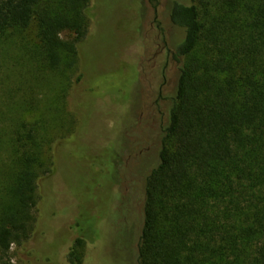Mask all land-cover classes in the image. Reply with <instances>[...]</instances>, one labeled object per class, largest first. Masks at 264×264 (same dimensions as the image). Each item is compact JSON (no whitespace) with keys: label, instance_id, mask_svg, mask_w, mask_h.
<instances>
[{"label":"trees","instance_id":"obj_1","mask_svg":"<svg viewBox=\"0 0 264 264\" xmlns=\"http://www.w3.org/2000/svg\"><path fill=\"white\" fill-rule=\"evenodd\" d=\"M89 3L0 0V37L33 27L39 63L69 77L93 20ZM169 19L183 38L168 53L177 71L173 94H157L165 122L139 214L131 208L138 191L122 198L118 181L107 188L110 208L118 201L119 222L132 228L130 264H264V0L173 1ZM58 85L65 94L67 83ZM7 122L0 131V264L11 246L30 239L46 183L57 178L67 188L50 153V124L23 116ZM86 216L92 242L100 216ZM74 251L67 261L80 264L83 252Z\"/></svg>","mask_w":264,"mask_h":264},{"label":"rangeland","instance_id":"obj_2","mask_svg":"<svg viewBox=\"0 0 264 264\" xmlns=\"http://www.w3.org/2000/svg\"><path fill=\"white\" fill-rule=\"evenodd\" d=\"M173 1L190 2L90 0L93 20L67 79L39 63L33 27L0 37V131L11 117L48 122L54 167L67 187L57 178L46 183L30 239L11 246L5 264H69L71 249L83 252L80 264H130L132 228L115 217L120 203L111 210L107 188L118 181L122 198L138 191L131 208L139 214L165 122L158 113L166 105L156 103L157 94H173L177 77L168 53L183 31L170 23ZM60 81L67 83L65 94ZM4 159L0 153V176ZM86 212L100 216L92 242Z\"/></svg>","mask_w":264,"mask_h":264},{"label":"flooded vegetation","instance_id":"obj_3","mask_svg":"<svg viewBox=\"0 0 264 264\" xmlns=\"http://www.w3.org/2000/svg\"><path fill=\"white\" fill-rule=\"evenodd\" d=\"M162 77H163V76H162ZM158 94H159V96H161V91H160V89H159ZM112 209H113V208L111 207V210H112ZM112 211H114V210H112ZM115 217L117 218V220L119 219V211H118V209L115 210ZM128 239H129V237H128ZM128 245H129V241H128V243H127V247H128Z\"/></svg>","mask_w":264,"mask_h":264}]
</instances>
